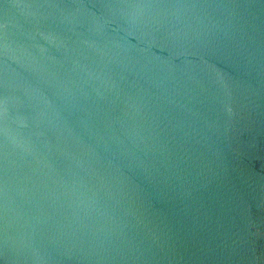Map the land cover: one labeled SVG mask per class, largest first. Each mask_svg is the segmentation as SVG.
Segmentation results:
<instances>
[{"label":"water","instance_id":"obj_1","mask_svg":"<svg viewBox=\"0 0 264 264\" xmlns=\"http://www.w3.org/2000/svg\"><path fill=\"white\" fill-rule=\"evenodd\" d=\"M0 264H264V0H0Z\"/></svg>","mask_w":264,"mask_h":264}]
</instances>
